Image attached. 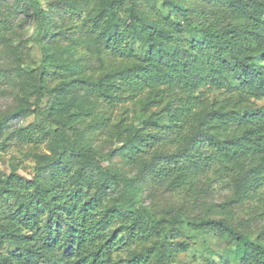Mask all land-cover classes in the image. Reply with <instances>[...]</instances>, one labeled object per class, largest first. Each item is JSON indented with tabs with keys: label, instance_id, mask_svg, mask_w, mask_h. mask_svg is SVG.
Here are the masks:
<instances>
[{
	"label": "trees",
	"instance_id": "1",
	"mask_svg": "<svg viewBox=\"0 0 264 264\" xmlns=\"http://www.w3.org/2000/svg\"><path fill=\"white\" fill-rule=\"evenodd\" d=\"M0 93V264H264V0H0Z\"/></svg>",
	"mask_w": 264,
	"mask_h": 264
},
{
	"label": "rangeland",
	"instance_id": "2",
	"mask_svg": "<svg viewBox=\"0 0 264 264\" xmlns=\"http://www.w3.org/2000/svg\"><path fill=\"white\" fill-rule=\"evenodd\" d=\"M40 55L41 52L39 48L36 47L33 51L34 63H37L39 61ZM11 103H12L11 96L7 95V93L5 94L0 93V113L10 110L11 107L13 106V104ZM260 103L263 102L261 101ZM36 123H39L45 129L50 130V127L48 125H43V123L40 122V119L37 117L36 113L31 114L23 119H13L11 121L13 127H29L30 125ZM5 137L6 135H3L0 139V174L10 173L12 163H16L18 164L19 172H21L24 175L31 176L32 165L34 163L32 152L47 151L48 150L47 142H39L37 140H35L34 142H30L28 140L22 143L16 139L5 140ZM155 195H157V197H159L161 201H164L165 198L168 201H175L174 198L176 197V195L172 196L168 193H165L163 189L156 190ZM226 195L227 194L218 196L217 201H222V199H225ZM206 241H207L206 243L200 242V244L198 245L200 251L204 253H208L209 250H214V251L220 250L224 246V244L220 243V241L216 239V236L211 234L206 236ZM203 262H204V258L200 257L198 260L193 261V263L191 264H199ZM219 264H223V263L219 262Z\"/></svg>",
	"mask_w": 264,
	"mask_h": 264
}]
</instances>
